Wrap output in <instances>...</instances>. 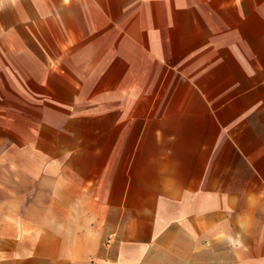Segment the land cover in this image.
Listing matches in <instances>:
<instances>
[{
  "label": "crops",
  "instance_id": "0c3cea01",
  "mask_svg": "<svg viewBox=\"0 0 264 264\" xmlns=\"http://www.w3.org/2000/svg\"><path fill=\"white\" fill-rule=\"evenodd\" d=\"M6 136L0 264H264V0H0Z\"/></svg>",
  "mask_w": 264,
  "mask_h": 264
},
{
  "label": "rangeland",
  "instance_id": "374dc122",
  "mask_svg": "<svg viewBox=\"0 0 264 264\" xmlns=\"http://www.w3.org/2000/svg\"><path fill=\"white\" fill-rule=\"evenodd\" d=\"M19 82H22V77L21 75L19 74ZM20 105H21V120H22V126L25 124V122L27 121L26 118L27 116H32V114H35L34 112V108L32 106H28L27 105V102L21 100L20 101ZM7 136L5 137V140H2L1 141V151H5L4 149H2L4 147V145H6L8 143V140H7ZM8 157L7 155L5 154H1L0 155V180L2 178H4L7 182V169H8ZM246 245V244H250V240L249 238H230L228 239V245H227V248L229 249V246H235V245ZM227 260L230 262V261H235V260H239V257H236L234 256L232 253L230 252H227ZM264 253L263 252H259V253H255V254H252V253H245L244 254V259L246 260H252V259H255L253 257L255 256H263ZM213 259L216 257L217 259L220 257L219 255H216V256H212ZM224 256L222 255L221 256V260L223 261L225 258H223ZM226 260V259H225ZM218 261V260H217Z\"/></svg>",
  "mask_w": 264,
  "mask_h": 264
}]
</instances>
